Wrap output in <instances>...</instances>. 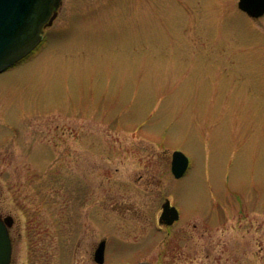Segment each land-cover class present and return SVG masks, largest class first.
I'll list each match as a JSON object with an SVG mask.
<instances>
[{
    "label": "rangeland",
    "instance_id": "obj_1",
    "mask_svg": "<svg viewBox=\"0 0 264 264\" xmlns=\"http://www.w3.org/2000/svg\"><path fill=\"white\" fill-rule=\"evenodd\" d=\"M43 33L0 72L11 264H98L103 238V264H264V16L238 0H62Z\"/></svg>",
    "mask_w": 264,
    "mask_h": 264
},
{
    "label": "water",
    "instance_id": "obj_2",
    "mask_svg": "<svg viewBox=\"0 0 264 264\" xmlns=\"http://www.w3.org/2000/svg\"><path fill=\"white\" fill-rule=\"evenodd\" d=\"M62 0H0V72L30 54L42 39V28L51 24L58 14ZM239 7L254 17L264 14V0H239ZM189 157L181 150L172 154V172L181 177L189 167ZM160 223L172 224L179 218V210L170 199L162 205ZM11 215H0V264H11L13 244L9 227ZM106 239H102L94 253L96 262L105 261ZM133 264H155L142 261Z\"/></svg>",
    "mask_w": 264,
    "mask_h": 264
},
{
    "label": "flooded vegetation",
    "instance_id": "obj_3",
    "mask_svg": "<svg viewBox=\"0 0 264 264\" xmlns=\"http://www.w3.org/2000/svg\"><path fill=\"white\" fill-rule=\"evenodd\" d=\"M179 220H181V213H180V218H179ZM176 222H178V221H176ZM176 222H174L173 224H175ZM173 224H170V225H165L166 227H170L171 225H173Z\"/></svg>",
    "mask_w": 264,
    "mask_h": 264
}]
</instances>
